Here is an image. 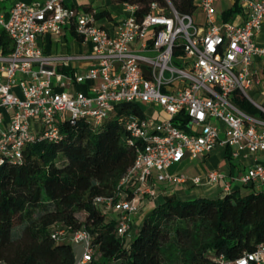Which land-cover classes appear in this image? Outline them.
<instances>
[{
	"label": "built area",
	"instance_id": "2783aa9c",
	"mask_svg": "<svg viewBox=\"0 0 264 264\" xmlns=\"http://www.w3.org/2000/svg\"><path fill=\"white\" fill-rule=\"evenodd\" d=\"M167 1L168 6L153 2L142 17L123 2L128 15L122 19L100 18L95 7L66 0L17 1L8 13L0 10L1 29L13 46L7 53L0 46V164L21 159L25 146L38 138H58L67 119H84L96 128L117 115L122 103L148 106L143 116L117 115L130 142H139L136 158L116 194L95 198L99 209L116 214L119 237L130 233L132 217L158 196L162 183H221L225 192L238 183L264 185V162L238 175L225 169L193 176L168 171L218 147L235 160L264 154V99L249 95L259 82L253 65L264 58L257 41L264 28V0H238L241 12L231 20L218 11V0H195L192 14ZM196 13L203 15L202 22L196 23ZM66 29L87 51L46 53L40 37ZM82 61L84 69L72 67ZM242 98L256 111L244 109ZM51 233L81 247L76 264L92 260L96 250L87 228L69 232L57 224ZM215 260L264 264V242L237 258L221 254Z\"/></svg>",
	"mask_w": 264,
	"mask_h": 264
},
{
	"label": "trees",
	"instance_id": "16d2710c",
	"mask_svg": "<svg viewBox=\"0 0 264 264\" xmlns=\"http://www.w3.org/2000/svg\"><path fill=\"white\" fill-rule=\"evenodd\" d=\"M115 1L134 5L138 17L153 2L168 6L167 0ZM170 1L180 13L196 10L195 0ZM240 10L235 0L223 10L224 20ZM0 46L5 53L13 47L2 29ZM238 102L256 111L245 98ZM144 110L140 103H122L116 112L143 116ZM117 115L96 128L84 119H67L58 138H38L25 146L21 159L0 164V262L76 264L73 244L51 233L57 224L69 232L90 231L96 252L88 264H218V255L234 259L264 242V189L215 198L168 195L144 215L136 235L117 236L116 221L95 204L97 196L117 193L136 158L139 142H130Z\"/></svg>",
	"mask_w": 264,
	"mask_h": 264
},
{
	"label": "crops",
	"instance_id": "0c3cea01",
	"mask_svg": "<svg viewBox=\"0 0 264 264\" xmlns=\"http://www.w3.org/2000/svg\"><path fill=\"white\" fill-rule=\"evenodd\" d=\"M17 1H24L27 3H33V2L38 1V0H0V10L5 12V13H8L10 8ZM234 3H235V0H232L231 5L229 7H231ZM86 6H90V5H86ZM239 12H241V10ZM239 12H237V13H239ZM196 14L198 16L203 17L202 14H199V13H196ZM202 21H203V19L200 20L199 22H202ZM257 41H259L258 42L259 44L264 46V28L261 31V33L258 35ZM39 44L46 53H53V54L54 53H72V54L84 53L88 49V47L85 44H83L81 42V40L70 29H66L64 32H62L60 34L47 33V34L40 37ZM86 65H87V62L82 61V62H77V63L73 64L72 67L77 68V69H84L86 67ZM253 70L255 72V76L257 78V81H259L258 83H255V84L261 85L262 84L261 75L264 74V58H261V59L258 58V60L253 65ZM82 87H84V86H82ZM254 89L255 88L253 86V90ZM259 92L262 93L261 95H262V98L264 99V88L262 89V91L259 90L258 93ZM223 150L225 151L226 149L224 148ZM224 153H226V152H224ZM204 158L206 159V157H204ZM224 158L226 159V164H227V169H225V170L228 173H232L234 175H238V174L242 173L248 166H250L251 164H253L255 162H264V154L263 153L250 155V156L244 158V160L247 163L243 164L242 167H240V166L238 167V164L236 163L235 159L226 158L225 155H224ZM191 162H192L191 159H186V160L181 162V163H183V169L177 170L174 172H172L170 170H168V171L170 173H185L189 176H193V175H196L199 173H205L207 171V170H205L204 167H201V170L198 172L193 170L192 166L193 165L196 166V164H194V163L191 164ZM198 163H197V165L200 164V163L199 164ZM190 185L191 184H176V183H170V182L160 184V190H159L158 196L154 200H152L151 202H149L147 204H142L140 212H138L137 214H135L132 217L134 224L132 223L133 228L131 229V231L129 233L130 237L138 231V229H139L138 226L140 225V222L142 221V218L144 217V215L149 210H151L153 207H155L157 204L164 201L165 197L168 195H176L180 199H193L198 193L206 191L205 187H207V185H213V189H215V196L216 197L223 196L226 193L222 188V184H220V183L197 185L199 187H203L201 190H198V189L194 188V186H190ZM197 186H195V187H197ZM240 187L241 186L239 185V183L235 184L233 190H238L240 193H242ZM247 187H248V190L245 193H248L251 190H257L260 188L264 189V185L260 188H258L256 186L255 187L254 186H247ZM245 193L243 192V194H245ZM76 248L80 254L81 247L76 246Z\"/></svg>",
	"mask_w": 264,
	"mask_h": 264
},
{
	"label": "rangeland",
	"instance_id": "374dc122",
	"mask_svg": "<svg viewBox=\"0 0 264 264\" xmlns=\"http://www.w3.org/2000/svg\"><path fill=\"white\" fill-rule=\"evenodd\" d=\"M66 2L70 5L75 4V5H79V6H86V5H92L93 7H95L97 10H104V9H108L111 13V16L109 17H113V15H115L117 17V19H122L125 16L128 15V12L125 10L124 4L123 2H118L115 0H66ZM232 0H218L217 2V9L218 11H223L225 9H227L230 5H231ZM194 18L196 23H199L200 20L203 19L202 16H198L197 14H194ZM0 31H1V26H0ZM259 42V41H258ZM261 79H262V84L261 85H256L254 84V90L251 89L249 90V95L256 101L261 102L263 100L262 98V93H258V91H262V89L264 88V74L261 75ZM258 89V90H257ZM145 108L148 109V106L145 104ZM159 109V108H158ZM153 109H150L148 112L152 113ZM159 111V110H156ZM224 148L218 147L216 149H214L211 154L206 156V159L202 158V159H193L191 164H196V166H192L193 170L195 171H200L201 167H204L205 170H213V169H227V164H226V159L224 158L225 155V151L223 150ZM200 164H199V163ZM197 163L199 165H197ZM236 163L238 164V167H242L243 164H246L247 162L243 159H239L236 160ZM183 169V163H176L174 165L171 166V168L169 169L170 171L174 172L177 170H181ZM218 184V183H217ZM221 184V183H220ZM241 187V194H243V192L245 193L248 190L247 186H244L242 184H239ZM190 186H194V188L201 190L203 187H199L197 185H190ZM197 186V187H195ZM206 191L200 192L198 193L194 198H198V197H203V196H207V197H216L215 196V189H213V185H207V187H205ZM116 216L115 213H110L107 215V219H113ZM141 223V222H140ZM134 224V223H133ZM132 224V225H133ZM140 226V225H139ZM138 226V228H139ZM133 228V226H132ZM136 235V233L134 234ZM130 234H128L126 236V238H129ZM75 250H76V254L79 255L78 250L76 248V246H74ZM0 264H4L2 262H0Z\"/></svg>",
	"mask_w": 264,
	"mask_h": 264
}]
</instances>
